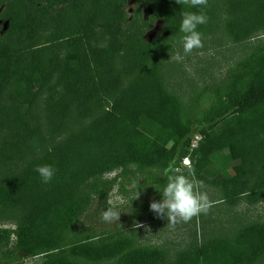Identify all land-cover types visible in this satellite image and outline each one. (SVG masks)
Returning <instances> with one entry per match:
<instances>
[{
	"label": "trees",
	"instance_id": "1",
	"mask_svg": "<svg viewBox=\"0 0 264 264\" xmlns=\"http://www.w3.org/2000/svg\"><path fill=\"white\" fill-rule=\"evenodd\" d=\"M125 1L0 0V165L16 167L0 175V209L19 220L14 229L0 227V264L37 256L44 259L40 264H77L68 257L115 259L113 264H246L264 253V223L243 228L233 243L211 240L171 261L157 249H131L129 239L111 233L95 242L86 235L62 248L92 197L105 203L112 181L95 180L115 168L126 174L129 164L165 170L188 157L196 178L220 186L225 200L264 197V53L235 64L224 94L203 87L196 98L205 104L200 117L182 121L176 99L145 67L154 43L141 30L159 20L170 34L180 28L183 12L200 8L138 0L126 22ZM144 6L150 11L142 20ZM225 7L234 40L264 28V0H225ZM105 99L109 107L84 122L89 105ZM40 115L50 143L30 156L28 147L41 135ZM194 134L203 141L189 152ZM222 151L227 162H236L226 178L210 165L211 155ZM38 165L56 169L50 183L41 182Z\"/></svg>",
	"mask_w": 264,
	"mask_h": 264
},
{
	"label": "rangeland",
	"instance_id": "2",
	"mask_svg": "<svg viewBox=\"0 0 264 264\" xmlns=\"http://www.w3.org/2000/svg\"><path fill=\"white\" fill-rule=\"evenodd\" d=\"M137 1H125L126 22L130 19L134 9L138 7ZM139 11L140 18L143 20L150 10L144 6ZM199 12H203L208 17V22L198 26L197 29L202 33L203 47L194 49L191 54L184 57L182 62L170 60V56L177 52L183 55L181 43L183 33L179 29L169 34L163 28V23L155 20L145 25L141 30L142 36L147 41L154 43L153 55L146 62L145 67L155 70L162 90L176 99L182 121L186 117H200V111L205 107V104L197 103L196 98L203 87H218L224 94L230 85L228 77L235 64L252 55L264 53V28L238 41L228 33L225 0H208V6L201 7ZM0 25L4 26L5 23L0 22ZM164 37H168V39L161 44H156L158 39ZM109 101L105 99L98 104H90V113L83 121L86 122L105 111L109 107ZM35 107L41 113L40 100L36 102ZM38 125L41 135L33 141L30 148L28 147L27 153L30 156L38 155L40 147L50 143L41 115L38 118ZM68 125L73 126L74 124L68 123ZM199 137L197 144L203 141L201 135ZM225 157V151L213 153L210 165L226 178L231 175V166L236 162H227ZM13 168L16 167L7 168V166L0 165V175ZM177 168L185 175L189 173L190 169L194 172L192 166L189 169L182 168V166ZM163 172L161 166L137 170L134 164H129L126 174H122L120 168H115L98 177L95 180L97 182L112 181L105 191L104 205L101 196L94 195L92 197L91 204L85 213L76 220L74 228L65 235L61 243L62 248L67 249L72 244L81 241V238L86 235L91 237L89 241L95 242L99 236L111 233L116 237L129 239L131 249H157L163 252L167 261H171L178 253L203 246L211 240L233 243L243 228L264 223V197L250 200L246 194H243L232 202L227 201L224 199L221 187L207 180L203 181L206 186L205 190L210 199L214 201L210 211L207 214L194 217L190 222H180L168 227L166 218H158L150 210V203L153 200L160 201L162 199L159 191L166 183ZM131 173H133L134 179L131 177ZM194 176L196 178L195 173ZM133 181H138L140 186L138 188L140 195L137 199H135L136 191L132 187ZM91 183L92 181L89 182V184ZM109 202L121 211L120 219L117 222L104 223L100 214L102 210H107ZM142 211H144L143 214H141ZM161 219H165V221L159 223ZM18 222L15 213L0 209L1 228L14 229ZM134 223L146 225L150 231H145L144 228L134 229ZM13 240L14 238L11 236L10 244ZM68 258L77 264H113L115 262V259L93 262L76 257ZM43 260V257L37 256L24 259L21 264H40ZM246 264H264V253L251 263Z\"/></svg>",
	"mask_w": 264,
	"mask_h": 264
},
{
	"label": "clouds",
	"instance_id": "3",
	"mask_svg": "<svg viewBox=\"0 0 264 264\" xmlns=\"http://www.w3.org/2000/svg\"><path fill=\"white\" fill-rule=\"evenodd\" d=\"M175 3L187 5L190 8L208 6V0H175ZM181 15L179 31L183 33L181 38L183 55L177 52L170 56V60L176 62H182L184 57L191 54L194 49L203 47L202 33L197 29L198 26L208 22V17L203 12L185 11ZM34 171L39 174L41 182L44 184L50 183L56 174V169L51 165H38ZM163 178L166 183L159 191L162 199L160 201L153 200L150 203V210L158 218H166L168 227L180 222H190L194 217L207 214L213 207L214 201L210 199L205 190L204 182L196 179L191 169L185 175L179 168L169 165L163 172ZM132 187L136 191L135 199H137L140 195L138 181H133ZM120 214L121 211L109 202L107 210L101 211L100 218L104 223H113L119 221ZM133 228H144L145 231H150L146 225L140 223H134Z\"/></svg>",
	"mask_w": 264,
	"mask_h": 264
},
{
	"label": "built area",
	"instance_id": "4",
	"mask_svg": "<svg viewBox=\"0 0 264 264\" xmlns=\"http://www.w3.org/2000/svg\"><path fill=\"white\" fill-rule=\"evenodd\" d=\"M199 139H200L199 135H194L192 137V140L190 142L189 149H188L189 152H191L193 149L196 148L197 140H199ZM180 165L182 167L189 168L190 167V161H189L188 157H183L180 160Z\"/></svg>",
	"mask_w": 264,
	"mask_h": 264
},
{
	"label": "flooded vegetation",
	"instance_id": "5",
	"mask_svg": "<svg viewBox=\"0 0 264 264\" xmlns=\"http://www.w3.org/2000/svg\"><path fill=\"white\" fill-rule=\"evenodd\" d=\"M1 22V21H0Z\"/></svg>",
	"mask_w": 264,
	"mask_h": 264
}]
</instances>
